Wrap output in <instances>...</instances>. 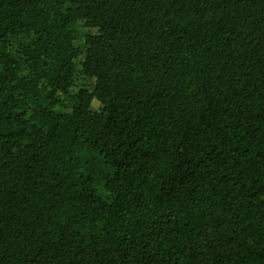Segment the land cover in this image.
<instances>
[{
  "label": "trees",
  "instance_id": "trees-1",
  "mask_svg": "<svg viewBox=\"0 0 264 264\" xmlns=\"http://www.w3.org/2000/svg\"><path fill=\"white\" fill-rule=\"evenodd\" d=\"M0 264H264V0H0Z\"/></svg>",
  "mask_w": 264,
  "mask_h": 264
},
{
  "label": "rangeland",
  "instance_id": "rangeland-1",
  "mask_svg": "<svg viewBox=\"0 0 264 264\" xmlns=\"http://www.w3.org/2000/svg\"><path fill=\"white\" fill-rule=\"evenodd\" d=\"M87 81V80H86ZM89 82V81H88ZM87 82V83H88ZM89 83H91L92 84V81H90ZM93 108L94 109H99L100 108V104L97 102V101H94V103H93Z\"/></svg>",
  "mask_w": 264,
  "mask_h": 264
}]
</instances>
